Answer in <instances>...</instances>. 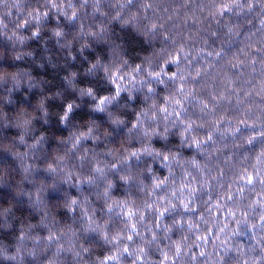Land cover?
I'll use <instances>...</instances> for the list:
<instances>
[{"label": "clouds", "instance_id": "clouds-1", "mask_svg": "<svg viewBox=\"0 0 264 264\" xmlns=\"http://www.w3.org/2000/svg\"><path fill=\"white\" fill-rule=\"evenodd\" d=\"M0 264H264V0H0Z\"/></svg>", "mask_w": 264, "mask_h": 264}]
</instances>
